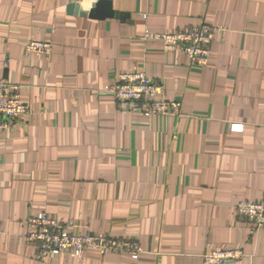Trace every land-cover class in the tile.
Segmentation results:
<instances>
[{
  "label": "crops",
  "instance_id": "obj_1",
  "mask_svg": "<svg viewBox=\"0 0 264 264\" xmlns=\"http://www.w3.org/2000/svg\"><path fill=\"white\" fill-rule=\"evenodd\" d=\"M96 1L0 0V80L30 108L0 130V264H202L207 247L264 264V231L235 212L264 201V0H111L117 19L67 14ZM200 24L217 29L205 67L142 39ZM30 40L51 55L27 54ZM130 71L161 83L179 115L119 112L106 89ZM38 213L141 253L39 259L22 241Z\"/></svg>",
  "mask_w": 264,
  "mask_h": 264
},
{
  "label": "built area",
  "instance_id": "obj_2",
  "mask_svg": "<svg viewBox=\"0 0 264 264\" xmlns=\"http://www.w3.org/2000/svg\"><path fill=\"white\" fill-rule=\"evenodd\" d=\"M217 29L206 24L179 29L174 32L152 33L144 31L145 43L160 44L165 51L183 55L194 66L210 64V45ZM27 54L49 57L52 45L47 41L30 40L24 45ZM116 108L124 114L144 117H174L180 113V103L167 100L161 83L148 78L145 73L130 71L122 73L118 81L108 87ZM29 105L22 99L20 85L0 80V130L29 114ZM234 131L242 126L233 125ZM235 212L244 217L252 231H264V201L241 200ZM74 221L59 223L45 213L30 215L24 222L23 243L33 249L39 259L69 255L80 261L86 254H128L137 260L141 253L139 245L128 239L113 238L105 234H74ZM246 257L238 248L213 249L207 247L201 256L202 264H230Z\"/></svg>",
  "mask_w": 264,
  "mask_h": 264
},
{
  "label": "water",
  "instance_id": "obj_3",
  "mask_svg": "<svg viewBox=\"0 0 264 264\" xmlns=\"http://www.w3.org/2000/svg\"><path fill=\"white\" fill-rule=\"evenodd\" d=\"M68 15H75L80 18L103 20L105 18L117 19L118 13L112 9L111 0H98L91 5L89 11H84L81 7L70 4L67 7Z\"/></svg>",
  "mask_w": 264,
  "mask_h": 264
}]
</instances>
